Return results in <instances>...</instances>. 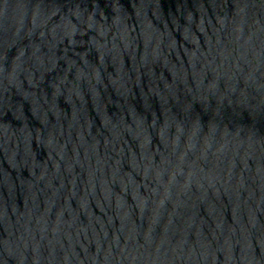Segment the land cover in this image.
<instances>
[{"label": "water", "instance_id": "95a60500", "mask_svg": "<svg viewBox=\"0 0 264 264\" xmlns=\"http://www.w3.org/2000/svg\"><path fill=\"white\" fill-rule=\"evenodd\" d=\"M0 264H264V0H0Z\"/></svg>", "mask_w": 264, "mask_h": 264}]
</instances>
